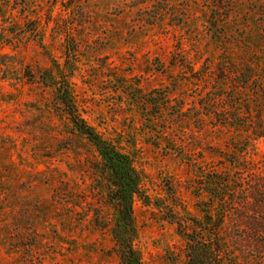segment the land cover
Wrapping results in <instances>:
<instances>
[{
    "label": "rangeland",
    "instance_id": "obj_1",
    "mask_svg": "<svg viewBox=\"0 0 264 264\" xmlns=\"http://www.w3.org/2000/svg\"><path fill=\"white\" fill-rule=\"evenodd\" d=\"M252 59L264 66V0H0V264H118L109 232L81 209L100 199L93 149L56 113L45 70L61 68L81 116L133 153L148 198L133 203L143 264H184L169 217L199 216L205 174L234 171L228 160L246 147L193 117L205 112L201 94L219 69ZM166 88L160 120L145 121L134 99ZM179 105L184 117L173 118ZM248 151L255 173L239 185L263 190L249 192L255 202L229 227L242 236L241 259L264 264L255 233L264 221V137Z\"/></svg>",
    "mask_w": 264,
    "mask_h": 264
},
{
    "label": "trees",
    "instance_id": "obj_2",
    "mask_svg": "<svg viewBox=\"0 0 264 264\" xmlns=\"http://www.w3.org/2000/svg\"><path fill=\"white\" fill-rule=\"evenodd\" d=\"M33 27L31 31L36 30V26ZM259 62L247 60L233 71L219 69L221 76L215 78L211 89L201 94L199 109L205 112L193 119L210 120L214 130H230L246 143V147L241 150L234 147L231 160H228L234 171L211 169L205 174L202 191L206 201H199V216L169 217L183 241L184 264H252L248 259H241L243 252L238 247L242 236L229 227V221L234 217L243 218L242 208L255 202L249 192L256 194L263 190L260 186L246 189L239 185L245 177L255 173L249 159L250 142L264 137V66H259ZM40 79L42 84L53 89L54 109L58 116L65 119L73 133L84 137L94 152L88 167L97 186L93 192L100 199L97 205L94 199L92 203L84 201L88 207L81 209H89L93 225L109 232L118 264H143L134 247L137 227L133 203L139 199L147 204L148 198L143 193L141 173L135 166L133 153L103 138L81 116L66 77L61 75V68L56 67V73L45 70ZM169 95L168 88L154 89L144 95L146 98L140 97L133 102L145 121L156 124L160 120L157 115L165 110ZM148 105L152 110L154 108L153 113L144 107L149 108ZM177 108L173 118L184 112L181 105ZM235 171L239 174L235 175ZM195 194L201 198L199 193ZM259 203L264 204V201ZM105 207L107 213L103 211ZM255 233L264 241V221L256 227ZM262 249L260 254H264Z\"/></svg>",
    "mask_w": 264,
    "mask_h": 264
}]
</instances>
